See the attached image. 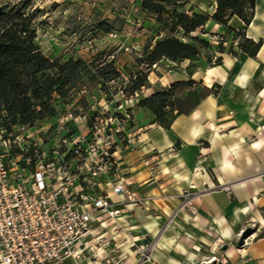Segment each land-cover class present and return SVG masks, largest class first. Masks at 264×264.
Wrapping results in <instances>:
<instances>
[{"label": "crops", "instance_id": "1", "mask_svg": "<svg viewBox=\"0 0 264 264\" xmlns=\"http://www.w3.org/2000/svg\"><path fill=\"white\" fill-rule=\"evenodd\" d=\"M212 2L211 10L216 7V0ZM198 5L207 8L204 0ZM238 20L234 27L243 29L245 23ZM213 23L225 33V26ZM246 35L264 41V0H255ZM233 52L223 53L219 64H210L205 56L188 59L178 71L159 78L165 88L176 81L192 79L194 83L176 89L175 117L169 129L154 123L152 130L142 133L137 150H123L118 175L160 215L157 220L133 214L134 204L111 193L113 206L123 211L117 218L105 217V227L95 224L97 234L109 243L92 241L94 250L101 248L104 257L114 248L123 250L121 243L130 240L129 235L138 243L146 240V227L155 229L179 203L177 191L187 189L198 206V214L188 219L190 235L206 241L217 236L231 246L223 250L229 260L218 264H264V42L253 57L238 47ZM250 221L258 229L250 243L236 248ZM126 249L122 264H132L133 256L128 254L132 252ZM97 260L81 264H106Z\"/></svg>", "mask_w": 264, "mask_h": 264}, {"label": "rangeland", "instance_id": "2", "mask_svg": "<svg viewBox=\"0 0 264 264\" xmlns=\"http://www.w3.org/2000/svg\"><path fill=\"white\" fill-rule=\"evenodd\" d=\"M187 1L181 10L188 12L191 5L209 14L216 10V7L213 10L208 8L213 7L212 0H204L207 3L205 9L198 5L202 0ZM201 5L205 6L204 3ZM0 6L7 7V10L22 8L26 15L32 16L37 29L36 41L51 59L67 61L70 58H82L85 61L78 71L74 86L69 87L63 96L55 95V115L39 120L34 126H15L12 135L17 134L26 139L27 134H30L42 141L46 149H52L66 135L70 138L84 136L87 143L97 139L101 142V138H104V144L106 138L110 137L114 142L113 151L120 157L119 168L123 150H137L142 133L152 130L154 123L159 124L153 109L141 105L140 100L165 88L160 85L159 78L165 73L178 71L182 62L188 60L162 58L147 68L145 46L154 44L167 34L156 15L142 6V0H0ZM235 18L230 21L233 26L239 24L238 17ZM101 24H105V27ZM225 30V33H221L213 19H210L203 28L195 31L193 35L209 40L210 46L201 48L200 54L189 60L205 56L210 64H217L218 61L212 62L215 55L221 58L228 51L234 54L233 49H240L243 38L226 26ZM111 61L118 74L113 78L102 79L101 66ZM144 69L148 73L147 84L131 94L130 75L135 77L139 70ZM116 173L117 178H120L118 169ZM185 191L189 192L187 189L177 191L175 196L179 203L172 208L170 215L158 221L155 229L146 227V240L138 243L135 236L129 235L130 240L121 243L123 250L114 248L106 258L101 248H98L95 249V256L87 255L85 260L100 259L97 261L122 264L127 259L122 254L129 248L132 254H128L133 256L132 264H218L224 261L223 255L227 256L228 261L229 255L223 250L231 246L226 245L220 237L212 236L206 241L202 237L193 238L190 235L191 223L188 219L192 220L191 217L198 212L193 214L186 208L180 209ZM142 199L148 208L138 203L133 205L131 212L151 215L158 220L160 214H156V209ZM257 225L250 221V233L244 236L240 244L242 233L247 228L241 232L235 242L236 248L242 249L250 243H246L245 239L258 229Z\"/></svg>", "mask_w": 264, "mask_h": 264}, {"label": "built area", "instance_id": "3", "mask_svg": "<svg viewBox=\"0 0 264 264\" xmlns=\"http://www.w3.org/2000/svg\"><path fill=\"white\" fill-rule=\"evenodd\" d=\"M104 140L66 135L46 149L30 134L22 139L0 129V264H81L90 250L96 255L92 241L109 245L95 224L105 227V217L122 214L111 193L148 208L127 180L117 178L120 157L110 137ZM183 196L180 209L196 214L194 194Z\"/></svg>", "mask_w": 264, "mask_h": 264}, {"label": "trees", "instance_id": "4", "mask_svg": "<svg viewBox=\"0 0 264 264\" xmlns=\"http://www.w3.org/2000/svg\"><path fill=\"white\" fill-rule=\"evenodd\" d=\"M187 0H142V6L156 15L167 34L154 44L145 46V62L150 68L162 58L174 61L192 59L200 54L201 48L210 46L209 40L193 35L210 19L226 26L236 35H241L240 49L249 56H256L263 44L247 37L246 28L252 22L255 0H216L213 14L200 11L191 5L186 10ZM233 17L240 18L245 26L237 29L230 24ZM105 27V24H101ZM178 33H182L180 36ZM37 29L32 16L22 8L0 6V129L7 133L15 126H34L36 122L56 113L55 95L63 96L76 83L78 71L85 64L82 58L67 61L48 57L36 41ZM221 58L218 59L219 64ZM102 79L118 74L113 61L101 66ZM109 68L108 71L104 72ZM148 82L146 69L137 76L130 75L131 94L142 89ZM192 79L176 81L170 87L160 89L142 98L140 104L153 109L156 121L169 129L175 117L176 89L193 84Z\"/></svg>", "mask_w": 264, "mask_h": 264}, {"label": "water", "instance_id": "5", "mask_svg": "<svg viewBox=\"0 0 264 264\" xmlns=\"http://www.w3.org/2000/svg\"><path fill=\"white\" fill-rule=\"evenodd\" d=\"M249 233H250V228H247V229H245L243 231V233H242L243 236H242V238L240 240V244H242V241H243L244 236L248 235Z\"/></svg>", "mask_w": 264, "mask_h": 264}, {"label": "bare ground", "instance_id": "6", "mask_svg": "<svg viewBox=\"0 0 264 264\" xmlns=\"http://www.w3.org/2000/svg\"><path fill=\"white\" fill-rule=\"evenodd\" d=\"M254 234V233H253Z\"/></svg>", "mask_w": 264, "mask_h": 264}]
</instances>
